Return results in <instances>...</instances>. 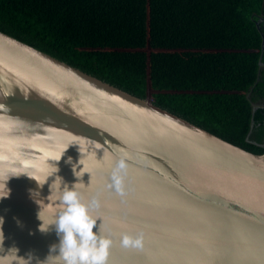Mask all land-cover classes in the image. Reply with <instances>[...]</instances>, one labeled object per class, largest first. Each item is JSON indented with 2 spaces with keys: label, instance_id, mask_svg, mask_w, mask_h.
I'll return each instance as SVG.
<instances>
[{
  "label": "water",
  "instance_id": "1",
  "mask_svg": "<svg viewBox=\"0 0 264 264\" xmlns=\"http://www.w3.org/2000/svg\"><path fill=\"white\" fill-rule=\"evenodd\" d=\"M120 155L128 163L123 198L105 187L107 161ZM69 156L87 171L81 177ZM55 165L66 182L85 184V199L100 194L106 217L143 232L144 248L126 249L122 229L112 226L109 264H264V153L0 30V175L29 171L43 182ZM54 178L39 189L43 196ZM8 186L10 197L0 200L4 244L44 259L58 237L38 229L28 191L38 183L21 174Z\"/></svg>",
  "mask_w": 264,
  "mask_h": 264
},
{
  "label": "trees",
  "instance_id": "2",
  "mask_svg": "<svg viewBox=\"0 0 264 264\" xmlns=\"http://www.w3.org/2000/svg\"><path fill=\"white\" fill-rule=\"evenodd\" d=\"M0 30L264 153V0H0Z\"/></svg>",
  "mask_w": 264,
  "mask_h": 264
},
{
  "label": "clouds",
  "instance_id": "3",
  "mask_svg": "<svg viewBox=\"0 0 264 264\" xmlns=\"http://www.w3.org/2000/svg\"><path fill=\"white\" fill-rule=\"evenodd\" d=\"M62 154L54 160L59 161ZM65 162L71 164L76 177H81L87 172L81 174L80 170L83 168L77 170L78 165L72 163L70 156ZM78 163L82 164L81 159ZM107 164L108 183L105 187L123 198L126 192L127 156H112ZM58 172L59 168L55 165L43 182L30 175L29 171H9L7 175H0V200L10 197L8 181L12 176L26 174L37 181L39 187L28 191L30 199L38 205L37 219L40 221L38 229L42 233L55 230L58 237V242L49 246V252L44 259L38 258L31 250L20 255V249L15 244L9 247L4 244L5 217L0 215V264H109L114 244L113 236L116 235L112 226L122 229L119 233V243L122 247L137 250L144 248L145 237L142 231H133L126 222L106 217L100 211L103 205L99 193L85 199L81 192L85 184L78 182L70 184L58 175ZM51 176L55 178L48 185L49 193L45 197L39 189L43 188ZM98 220L100 222L97 226ZM20 223L17 218V224Z\"/></svg>",
  "mask_w": 264,
  "mask_h": 264
},
{
  "label": "snow or ice",
  "instance_id": "4",
  "mask_svg": "<svg viewBox=\"0 0 264 264\" xmlns=\"http://www.w3.org/2000/svg\"><path fill=\"white\" fill-rule=\"evenodd\" d=\"M232 252V249H227L226 252H225V255H230Z\"/></svg>",
  "mask_w": 264,
  "mask_h": 264
}]
</instances>
